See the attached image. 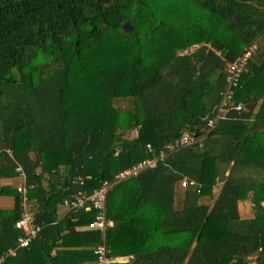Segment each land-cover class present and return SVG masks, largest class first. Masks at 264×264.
I'll list each match as a JSON object with an SVG mask.
<instances>
[{"label": "trees", "instance_id": "trees-1", "mask_svg": "<svg viewBox=\"0 0 264 264\" xmlns=\"http://www.w3.org/2000/svg\"><path fill=\"white\" fill-rule=\"evenodd\" d=\"M188 1L210 13L199 14V26L190 17L178 31L160 24V9L143 0H0V179L22 183L16 168L23 167L26 183L35 185L27 200L40 227L30 247L3 264H93L103 240L88 228L95 211L69 210L65 199L90 194L152 157L149 143L158 151L184 134L204 137L203 143L109 190L110 264H264V156L244 154L251 135L242 127L264 97V62H254L258 45L228 111L208 132L229 64L264 36V0ZM125 22L139 32V45L126 42V50L146 53L89 69L83 53L100 44L111 50V41L129 37ZM255 79L261 91L252 94ZM124 96L134 107L122 123L113 104ZM232 123L239 127L227 128ZM121 126L138 132L125 139ZM209 144L221 151L212 153ZM184 178L196 184L183 187L178 205ZM0 195L14 198L12 208H0L1 255L22 232L15 224L25 197L11 185L0 186ZM249 197L254 215L244 218L239 204ZM60 207L67 213L58 218ZM129 255L132 260H116Z\"/></svg>", "mask_w": 264, "mask_h": 264}, {"label": "built area", "instance_id": "built-area-1", "mask_svg": "<svg viewBox=\"0 0 264 264\" xmlns=\"http://www.w3.org/2000/svg\"><path fill=\"white\" fill-rule=\"evenodd\" d=\"M257 49L256 42L248 46L245 51L239 55L228 66L226 73L227 86L223 91L222 101L218 107V111L215 117L208 120V132H210L217 124L220 118H223L226 111H228L230 105L229 102L233 98L234 90L238 87L241 76L247 65L248 59L252 52ZM237 109H242V104L236 105ZM204 137L195 138L193 135L184 134L180 138L164 145L160 150L155 151L152 144L147 145V149L152 152V157L145 158L135 163L134 165L120 171L115 175L112 182L106 180L101 188L95 189L90 194L78 192L71 197L65 199V205L69 210H78L79 208L86 207L95 211V217L89 222L88 228L96 229L102 232L103 240L94 248L96 258L93 264H110L113 260L111 255V247L106 239V231L113 225L112 220L107 216V195L109 190L118 182L127 178L138 176L142 171L150 168H156L161 161H164L168 156L172 155L177 150L191 144L203 143ZM117 153V152H116ZM19 176L22 179V183L18 185V191L25 197V211L20 219L16 222V228L22 232L17 238L16 246L8 248L0 255V264H3L8 258L14 257L20 248L30 247L33 240L37 237L40 227L35 224L34 215L29 209L27 195L34 184L26 183V173L21 165L16 168ZM196 184L195 180L184 178L181 181L182 187Z\"/></svg>", "mask_w": 264, "mask_h": 264}, {"label": "rangeland", "instance_id": "rangeland-1", "mask_svg": "<svg viewBox=\"0 0 264 264\" xmlns=\"http://www.w3.org/2000/svg\"><path fill=\"white\" fill-rule=\"evenodd\" d=\"M175 1L177 4L175 5ZM143 0L145 5H151L149 6V9H160L161 11V18L163 19L162 21H159L160 24H165V28H176L178 31H185L188 26H186L188 19L192 17L197 23V26L200 25L201 22H199V14H202L205 16V14H209L210 12L207 9H204L196 4H193L189 2L188 0ZM187 6L191 8L192 13H187L186 9L184 7ZM150 11V10H148ZM188 14V15H187ZM222 19H219L220 25L219 26H225ZM132 25V24H131ZM143 26V25H141ZM196 27V26H195ZM202 29V27H200ZM221 28V27H220ZM133 31V26L132 29L129 32ZM225 31V30H223ZM117 32H120V30ZM116 32V33H117ZM121 33V32H120ZM229 36L232 39H235V35L230 32ZM121 39H116L111 41V45H115L114 48L111 47V50L109 48L107 49H102L101 44L96 45L93 48L85 51L82 55V61H85V65L89 69H92L94 67H109L113 64H119L122 61H125L127 58H133L136 55H142L145 54L143 50H141L142 53H140V50L137 48L135 55L133 56L132 53L128 50H126V47L124 45L126 42L130 45L133 46H138V41H139V32L136 31V29L129 34V37L122 36L120 37ZM237 39V38H236ZM110 41V40H109ZM91 54V55H90ZM157 58V57H156ZM146 60H149L146 58ZM154 62V60H153ZM74 67L77 68L78 63H74ZM114 107L117 109H120L121 115L120 119L122 123H124L129 116V113L131 110H133L134 103H133V98L132 97H127L124 96L122 98H117L115 99V103L113 104ZM119 131L122 133L123 138H133L137 134V129L136 128H127L126 126H121ZM7 183L11 185L12 188L17 187L20 183L21 180L17 177L10 178L7 180ZM181 189H184L180 185L178 186ZM183 192V190H182ZM10 198V199H9ZM8 200H13L12 196L8 195ZM240 209L242 212L243 216H250L249 214L253 212V208L251 206V197L244 199L240 203ZM114 222V221H113ZM255 264V263H252Z\"/></svg>", "mask_w": 264, "mask_h": 264}, {"label": "crops", "instance_id": "crops-1", "mask_svg": "<svg viewBox=\"0 0 264 264\" xmlns=\"http://www.w3.org/2000/svg\"><path fill=\"white\" fill-rule=\"evenodd\" d=\"M257 45L259 46V49L257 50V52L254 54V62H258V63H263L264 62V36L261 37L258 41H257ZM261 82H259V79H255L254 82H252L250 88H248V90L250 91L249 93L252 94H257L260 93L261 89ZM264 100V97L261 98L259 100V104L256 106V108L254 109V111L252 112V114L249 117H246L243 122L244 124L242 125V127H245L246 129V133L251 135V137H249L246 141H245V153H253L254 155H261L264 156V111L262 113V116L258 117V115H260V108L262 107V109L264 110V105L262 106V102ZM247 108V107H246ZM245 108V109H246ZM237 123H232L231 125L227 124V128L230 127H239V125H236ZM238 131V130H237ZM245 133V131H244ZM244 133L242 135H244ZM234 137L232 136H226L225 137V141L227 140L228 142H231L232 145H234L235 141H233ZM231 145V146H232ZM219 146L217 148H214L212 145L210 147L209 144V149L210 151H212V153H216V151L219 150ZM221 151V150H219ZM8 179H0V186L2 185H9L7 183ZM183 190V192H182ZM183 193H184V189L181 188H177V194H176V200L178 202V205L181 204V201L183 199ZM10 199V198H9ZM241 203V201H240ZM14 205V198L13 200H8V196L6 195H0V208L3 209H10L12 208ZM240 205V204H239ZM251 206L253 208V203L251 200ZM241 212V209H240ZM67 213L66 208L64 207H60L59 209V216L58 218H61L64 214ZM242 215V212H241ZM250 216H243L244 218H249L252 217L254 215V210L252 213L249 214ZM112 220V219H111ZM113 222V220H112ZM114 224V222H113ZM86 227V226H85ZM83 229V227H82ZM63 247H58L57 249L54 250V254L57 251H60ZM73 248H82L80 246H75L73 245ZM114 259V258H113ZM133 259V255H129V256H122V257H117L116 260H120V261H125V260H132ZM94 262V260H93Z\"/></svg>", "mask_w": 264, "mask_h": 264}, {"label": "water", "instance_id": "water-1", "mask_svg": "<svg viewBox=\"0 0 264 264\" xmlns=\"http://www.w3.org/2000/svg\"><path fill=\"white\" fill-rule=\"evenodd\" d=\"M123 29H124L125 32H129L132 29L131 23L130 22H125L123 24Z\"/></svg>", "mask_w": 264, "mask_h": 264}]
</instances>
